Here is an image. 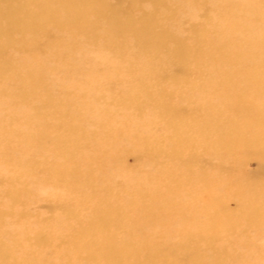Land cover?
I'll list each match as a JSON object with an SVG mask.
<instances>
[{
  "label": "bare ground",
  "instance_id": "6f19581e",
  "mask_svg": "<svg viewBox=\"0 0 264 264\" xmlns=\"http://www.w3.org/2000/svg\"><path fill=\"white\" fill-rule=\"evenodd\" d=\"M218 2L225 6L219 15L233 22L224 24L226 33L221 36L224 28L219 30L212 45L191 47L189 40L203 36L207 25L189 26L185 19L182 27L168 28L152 50L147 44L137 47L138 60L125 63L127 77L117 79L125 84L121 92L111 88L107 96L98 81L77 94L60 88L63 97L56 100L35 83L33 70L35 82L27 88L3 90L11 96L12 107L31 100L35 113L10 112L0 119V161L6 166L0 183L17 181L25 189L29 178L56 186L60 190L46 193L45 200L76 215L73 200L84 209L86 204L94 218L83 231L72 232L71 241L81 246L88 236L114 248L120 245L126 250L124 264H264V44L256 50L247 37V7L255 0ZM203 10L200 14L215 26L207 7ZM143 38L153 43L152 36ZM111 48L119 55L116 46ZM4 69L0 67V73ZM72 93L76 98L69 101ZM212 95L218 98L213 101ZM111 104L125 109L119 126L115 123L120 113ZM44 106L56 109L50 120L43 117ZM34 115L41 118V127L28 126L23 134L16 131L15 124L28 123ZM166 128L173 134L168 148L160 137ZM54 132L61 137L52 136ZM124 141L132 146L121 151ZM210 148L214 161L205 157ZM247 153L260 158V177L239 170ZM129 154L137 160L147 158V168H130L122 161ZM163 156L169 163L180 161L184 169L164 164ZM108 171L128 176L115 179ZM16 191L6 192L12 206L20 200ZM120 193L130 195L128 203L119 202ZM229 199L239 201L236 215L218 208ZM127 209L136 231L130 229L132 237L124 241L118 238L121 226L111 234L108 223L120 221ZM5 212L1 208L0 217ZM243 220L249 229L240 225ZM140 228L152 234H140ZM224 231L236 237L225 245L210 244V252L203 249L204 242H214L207 239L210 235L218 239Z\"/></svg>",
  "mask_w": 264,
  "mask_h": 264
},
{
  "label": "rangeland",
  "instance_id": "374dc122",
  "mask_svg": "<svg viewBox=\"0 0 264 264\" xmlns=\"http://www.w3.org/2000/svg\"><path fill=\"white\" fill-rule=\"evenodd\" d=\"M255 1L253 6L247 7L251 10L246 20L249 34L247 37L251 38L252 47L260 50L261 43L264 44V0ZM205 2L212 18L217 22L215 26L208 24V20L200 14L203 8H206ZM224 7L218 0H0V67L5 68L0 73V119H4L6 113L10 112L27 115L35 113L31 100L12 107L11 96L3 93V90L15 93L19 86L26 85L27 88L32 81L35 82L32 79V70L37 76L35 83L40 89H47L56 100L63 97L59 93L60 88L75 90L77 94L82 88L89 89L98 81L99 89L107 96L111 88L121 92L125 84L117 79L125 80L127 77L125 63L138 60L140 55L135 53L137 47L147 44L152 50L153 45L157 44L156 38L162 32L166 33L168 28H175L177 24L182 27L184 24L181 23L185 19L189 26L207 25L203 36L189 40L191 47L202 43L212 45L218 40L219 30L224 28L219 33L221 36L226 33L224 24H233L227 16L219 15V11ZM179 30L183 31V28ZM143 36H152L153 43L148 44L149 39L145 41ZM114 46L118 48L119 55L113 52L111 47ZM39 78L43 79L40 81ZM171 88L172 84L169 85V89ZM75 98L72 93L68 100ZM216 98L217 95L210 97L213 101ZM87 99L93 98L87 96ZM114 105L111 104L110 108L119 111L120 115L115 123V126H119L120 116L125 109L121 104L117 107ZM86 107L85 104L82 109ZM55 110L51 106H44L43 117L50 120ZM40 120L41 118L34 115L28 123L15 124L16 131L23 134L28 126L41 127ZM84 124L89 127L90 123L85 121ZM51 135L61 137L56 132ZM172 135V131L166 128L165 134L160 136L164 140L165 148L171 146ZM119 145L121 151L132 146L128 141ZM210 150L211 148L205 157L214 161L215 156ZM251 154L242 156L239 170L250 177H260L263 171L261 160ZM122 161L130 168L137 165L142 170L147 168L149 162L144 157L137 160L134 154L126 155ZM161 161L175 166L177 171L184 169L180 161L169 163L168 158L164 156ZM0 171H6V166L1 161ZM107 175L115 179H127L128 176L121 177L114 171H108ZM26 181L25 189L20 188L22 184L17 181L0 183V209L6 211L0 217L3 222L0 225V264H124L126 250L120 245L114 248L100 239L88 236H85L81 246L71 241V233L83 231L88 221L94 218L86 204L84 209L73 200L71 209L78 215L67 209L52 207L43 196L60 189L50 184L40 185L35 179L27 178ZM12 189H17L16 193L20 198L13 206L10 193H6ZM118 195L121 197L119 202H124L122 204L131 199L129 194ZM239 207L237 199H229L225 205L219 204L218 208L221 211L229 209L230 215H236ZM22 210H25L26 214L19 212ZM122 214L124 215H121L120 221L108 223L111 224L109 230L112 234L121 226L118 238L127 241L132 237L129 230L136 231V228L129 209ZM69 222L73 228H68ZM240 225L249 229V224L244 220L240 221ZM214 228L218 229L216 226ZM139 232L152 234L142 228ZM6 235L16 236L7 238ZM136 237L139 236L136 234ZM235 237L234 232L224 231L218 239H214L212 235L207 238L214 242H204L201 245L204 250L210 252V244L225 245V240ZM168 239L172 241L171 238ZM142 253H146L145 249ZM143 254L142 257L145 258ZM156 258L160 262L164 260L160 255Z\"/></svg>",
  "mask_w": 264,
  "mask_h": 264
}]
</instances>
